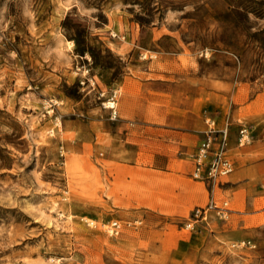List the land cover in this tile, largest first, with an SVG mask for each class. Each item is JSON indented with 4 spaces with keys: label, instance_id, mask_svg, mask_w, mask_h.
I'll return each instance as SVG.
<instances>
[{
    "label": "rangeland",
    "instance_id": "obj_1",
    "mask_svg": "<svg viewBox=\"0 0 264 264\" xmlns=\"http://www.w3.org/2000/svg\"><path fill=\"white\" fill-rule=\"evenodd\" d=\"M225 116L234 171L192 178ZM0 264H264V0H0Z\"/></svg>",
    "mask_w": 264,
    "mask_h": 264
},
{
    "label": "built area",
    "instance_id": "obj_2",
    "mask_svg": "<svg viewBox=\"0 0 264 264\" xmlns=\"http://www.w3.org/2000/svg\"><path fill=\"white\" fill-rule=\"evenodd\" d=\"M116 98L117 91L113 89L110 90L103 101L104 107L110 111L112 117H116L117 115ZM206 123L207 129L205 135L192 153L193 168L190 175L197 180L216 183L222 177L231 174L235 169L234 161L229 154L230 121L225 116L220 127L217 126L213 118L206 119ZM236 142L238 146H243L251 142L248 127L244 124L239 126ZM211 208L221 215L225 213V209L220 208L212 200L207 206L196 208L193 213V218L186 223V226L193 228L194 222L199 215L201 213L205 215L206 211ZM106 229L110 234H118L121 229V223L117 220H112L107 224Z\"/></svg>",
    "mask_w": 264,
    "mask_h": 264
},
{
    "label": "crops",
    "instance_id": "obj_3",
    "mask_svg": "<svg viewBox=\"0 0 264 264\" xmlns=\"http://www.w3.org/2000/svg\"><path fill=\"white\" fill-rule=\"evenodd\" d=\"M209 118H213V119H215V121H217V126L218 127H220L221 125H222V123H223V118H222V120H219L220 121V123H218L219 121H218V119H217V117H209ZM206 119H208V118H205V123H206ZM125 122L126 123H128V121L127 120H125ZM129 124H131V121L129 122ZM141 125H143L144 127H145V129L146 130H150L151 132H158V131H162V132H165L166 134H167V136H168V140H171L173 137H174V135H175V133L176 132H180V131H177V130H175V128H174V126H175V123H174V121H173V118H170V117H164L163 118V121H161V123H159L157 120L156 121H150L149 123H144V122H142L141 123ZM206 125H207V123H206ZM231 128V127H230ZM206 129H207V127H206ZM206 129H205V131H206ZM130 132V131H129ZM140 134H143V133H140ZM169 136H171V138H169ZM230 138H231V129H230V133H229V145H230ZM203 139V138H202ZM198 145V144H197ZM197 145H196V147H197ZM196 147L193 149V151L189 154V157H190V170H189V174L191 173V170H192V168H193V159H192V153L194 152V150L196 149ZM229 149H230V146H229ZM230 151V150H229ZM167 154H169V153H167ZM233 161H234V165H235V167H236V163H235V160L234 159H232ZM171 161H172V157H170V156H167V161H166V163L167 164H170L171 163Z\"/></svg>",
    "mask_w": 264,
    "mask_h": 264
}]
</instances>
